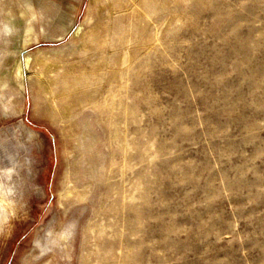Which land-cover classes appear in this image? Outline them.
Listing matches in <instances>:
<instances>
[{"label":"rangeland","instance_id":"obj_1","mask_svg":"<svg viewBox=\"0 0 264 264\" xmlns=\"http://www.w3.org/2000/svg\"><path fill=\"white\" fill-rule=\"evenodd\" d=\"M0 264H264V0H0Z\"/></svg>","mask_w":264,"mask_h":264},{"label":"bare ground","instance_id":"obj_2","mask_svg":"<svg viewBox=\"0 0 264 264\" xmlns=\"http://www.w3.org/2000/svg\"><path fill=\"white\" fill-rule=\"evenodd\" d=\"M78 32H80V31H78Z\"/></svg>","mask_w":264,"mask_h":264}]
</instances>
